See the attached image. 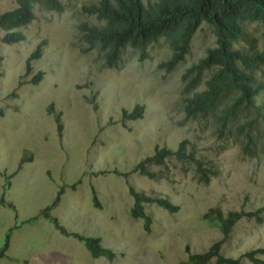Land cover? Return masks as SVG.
Masks as SVG:
<instances>
[{
	"label": "rangeland",
	"instance_id": "374dc122",
	"mask_svg": "<svg viewBox=\"0 0 264 264\" xmlns=\"http://www.w3.org/2000/svg\"><path fill=\"white\" fill-rule=\"evenodd\" d=\"M99 1L60 0V12L35 5L34 18L12 30L23 35L18 42H5L0 27V253L9 235L0 264H186V247L202 253L218 241L223 256L253 264L243 254L264 247V215L261 223L238 220L223 239L204 214L264 206V146L251 144L246 153L247 138L232 122L221 130L214 115L187 116L184 109L183 97L203 90L211 73L203 71L194 91L183 95L187 69L216 45L210 26L201 23L172 69L159 66L172 54L165 38L149 45L143 59L126 46L107 67L99 46L88 49L79 28L104 24L85 10ZM16 5L0 0V15ZM244 31L241 42L264 51V24L247 23ZM39 44L41 53L27 63ZM253 74L264 86V65ZM261 93L264 98V88ZM138 104L142 117L125 119L122 110ZM246 120L241 112L236 124ZM247 132L259 138L258 128ZM183 140L186 152L215 172L207 183L191 161L174 155L146 166L153 178L133 171L157 147L174 151ZM130 187L178 210L146 203V230L144 220L131 215ZM59 190L50 215L70 232L99 238L114 252L112 260L93 258L82 242L40 215Z\"/></svg>",
	"mask_w": 264,
	"mask_h": 264
},
{
	"label": "trees",
	"instance_id": "16d2710c",
	"mask_svg": "<svg viewBox=\"0 0 264 264\" xmlns=\"http://www.w3.org/2000/svg\"><path fill=\"white\" fill-rule=\"evenodd\" d=\"M16 7L0 15V27L6 30L2 38L5 42L13 43L23 39L20 32H12L15 28L28 24L34 18L33 8L38 5L46 10L62 11L60 0H15ZM97 20L103 21L101 26L82 23L79 28L82 38L88 49L98 45L104 54L105 65L113 67L123 48L130 46L140 52V59L145 57V49L165 38L171 50L168 61L160 67L172 69L184 60L189 51L190 42L202 22H206L215 37V47L209 48L207 54L198 64L187 69L183 78L185 84L183 95L191 93L200 83L203 71H210L205 81V88L195 91L191 96H184V109L187 116L197 114L214 115L215 121L224 130L230 122L235 125L237 133H243L246 144L243 149L251 154L253 146H264V98L261 97L263 82L253 74L259 66L264 65V51L253 46L244 45V25L247 23L264 24V0H157L146 3L144 0H100L98 5L85 8ZM11 31V32H10ZM44 43V42H43ZM41 44L29 56L27 63L41 53ZM227 98L222 104V100ZM222 104V106H221ZM218 112H217V111ZM144 107L136 105L131 112L123 109L125 119L142 117ZM246 113L247 120L243 124H236L239 113ZM57 113L56 118L59 119ZM258 128V137H252L248 129ZM61 124L58 123V130ZM187 140H183L177 149L156 148L151 156L141 160L133 171L153 178L147 170V165H161L165 159L174 155L179 161H191L195 166L198 179L207 183L215 173L204 168L192 152H186ZM117 174L126 175L114 171ZM62 190H59L54 203L41 210L40 215L47 218L59 233L66 237H73L82 242L93 258H114V252L100 243V239L92 236H83L77 232H70L63 227L56 217L50 215V210L59 199ZM133 197L131 215L144 220L145 229H149L150 217L144 212L146 203H155L159 207L175 212L177 205H173L165 198L151 197L143 192L129 189ZM96 205H99L96 196H93ZM5 203V202H4ZM12 207L11 203H6ZM264 206L254 211H230L223 213L220 209H210L204 218L214 221L225 239L234 224L242 219H252L258 223L263 221ZM9 235L6 236L5 246L0 253L4 255L8 247ZM221 241L215 242L208 250L202 253H192L186 247L188 254L186 264H207L214 259L215 264H243L239 258L223 256L220 253ZM264 247L245 252L243 257L253 264H264Z\"/></svg>",
	"mask_w": 264,
	"mask_h": 264
},
{
	"label": "clouds",
	"instance_id": "9594fccd",
	"mask_svg": "<svg viewBox=\"0 0 264 264\" xmlns=\"http://www.w3.org/2000/svg\"><path fill=\"white\" fill-rule=\"evenodd\" d=\"M34 9V8H33ZM9 11V10H8Z\"/></svg>",
	"mask_w": 264,
	"mask_h": 264
}]
</instances>
